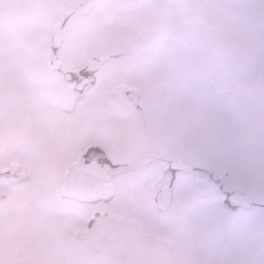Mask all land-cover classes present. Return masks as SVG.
Returning a JSON list of instances; mask_svg holds the SVG:
<instances>
[{
  "label": "snow or ice",
  "instance_id": "6c2138e0",
  "mask_svg": "<svg viewBox=\"0 0 264 264\" xmlns=\"http://www.w3.org/2000/svg\"><path fill=\"white\" fill-rule=\"evenodd\" d=\"M0 264H264V0H0Z\"/></svg>",
  "mask_w": 264,
  "mask_h": 264
}]
</instances>
